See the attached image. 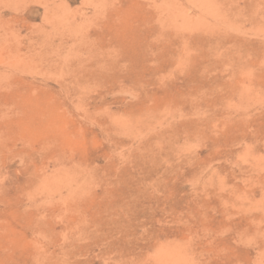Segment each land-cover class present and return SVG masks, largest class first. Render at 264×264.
Returning a JSON list of instances; mask_svg holds the SVG:
<instances>
[{
    "label": "rangeland",
    "instance_id": "obj_1",
    "mask_svg": "<svg viewBox=\"0 0 264 264\" xmlns=\"http://www.w3.org/2000/svg\"><path fill=\"white\" fill-rule=\"evenodd\" d=\"M0 264H264V0H0Z\"/></svg>",
    "mask_w": 264,
    "mask_h": 264
}]
</instances>
